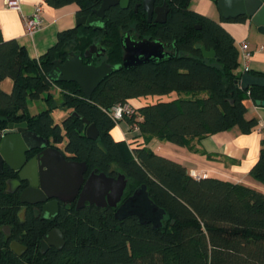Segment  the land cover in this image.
I'll use <instances>...</instances> for the list:
<instances>
[{
	"label": "trees",
	"instance_id": "obj_1",
	"mask_svg": "<svg viewBox=\"0 0 264 264\" xmlns=\"http://www.w3.org/2000/svg\"><path fill=\"white\" fill-rule=\"evenodd\" d=\"M129 1L128 8L115 5L106 10V33L83 25L63 29L38 59L0 33V82L6 77L13 82L10 93L0 87V132L8 122H26L29 131L47 138L66 159L85 161L87 172L125 174L123 198L145 185L152 202L166 215L154 226L134 215L117 219L110 206L61 204L49 221L42 217L39 205L22 204L18 191H8L7 180L16 172L4 164L0 264H264V193L221 177H193L182 163L147 146L155 138L192 150V141L234 126L250 133L257 118L246 117L245 100H264V87L235 85L241 71L233 37L218 21L190 9V0H164L169 7L164 24L148 23L140 7L133 9L140 0ZM47 2L53 7L76 4V16L88 17L100 1ZM130 27L141 37L175 42L176 56L129 70L120 68L105 77L90 98L74 82L48 79L53 60L63 61L70 52L82 55L94 42L107 48L108 63H120V34ZM201 46L215 56L204 57ZM249 72L264 77L263 72ZM54 85L62 98L60 105L69 110L60 122L52 114ZM166 94L167 100L131 103L136 112L124 121L131 129L135 124L139 133L130 145L113 138L116 122L109 109L138 97ZM29 99L44 100L46 108L30 113ZM82 118L95 124L97 139L86 137ZM261 134L259 156L249 173L264 184V127ZM54 227L62 232L64 245L43 249L42 240ZM12 240L26 246L23 254L8 246Z\"/></svg>",
	"mask_w": 264,
	"mask_h": 264
},
{
	"label": "water",
	"instance_id": "obj_2",
	"mask_svg": "<svg viewBox=\"0 0 264 264\" xmlns=\"http://www.w3.org/2000/svg\"><path fill=\"white\" fill-rule=\"evenodd\" d=\"M99 6L93 9L92 14L77 17L75 25H83L93 30L106 32V10L118 5L127 8L128 0H99ZM140 5L147 15V21L164 24L167 19L169 7L163 0L160 4L156 0H140ZM222 13L223 17L245 16L252 23L258 34L264 35V0H211ZM137 7V6H136ZM154 18L152 19V16ZM122 47V60L118 64H109L101 61L93 64V55H103L104 48H97L92 43L84 53H68V56L60 61L53 60V66L47 77L52 83L74 82L85 98H90L93 90L112 72L124 68L132 69L141 63H157L163 59L176 56L175 42H164L161 39L141 38L133 39L132 35L124 32L120 37ZM170 45L175 52L165 50ZM204 57H214L213 50H205L201 46ZM83 57L89 58L84 63ZM242 89L251 86L264 87V77L253 75L249 70L241 71L236 84ZM258 107H264V100L253 101ZM79 116L75 111L73 112ZM3 120V118H0ZM86 124L85 135L95 140L98 130L94 123L82 118ZM49 140L33 131H29L26 122H8L0 132V170L6 164L16 172V177L8 179V191L15 192L23 181L28 185L19 191V199L22 204L41 205L42 217L53 221L58 214L61 204L67 205L75 200V207L96 205L98 207L110 206L115 208L114 215L117 219L136 216L141 223H152L158 226L166 215L165 210L149 197L145 185L134 189L133 193L123 198L124 189L127 186L125 174L118 173L116 176L107 175L104 172L88 171L85 161L66 159L64 154L56 147L49 145ZM38 150L31 157L27 153ZM4 231L9 233L7 226ZM64 236L60 229L54 227L48 230L42 240V248L49 246L61 248ZM17 254L21 255L26 250L25 245L12 240L8 245Z\"/></svg>",
	"mask_w": 264,
	"mask_h": 264
},
{
	"label": "crops",
	"instance_id": "obj_3",
	"mask_svg": "<svg viewBox=\"0 0 264 264\" xmlns=\"http://www.w3.org/2000/svg\"><path fill=\"white\" fill-rule=\"evenodd\" d=\"M19 3L20 8L13 9L5 7L4 0H0V33L4 40L15 39L18 44L26 49L29 54L28 56L31 58L38 59L42 54H45L46 51L55 44L57 34L63 31V29L66 30L74 26L76 27V4L53 7L49 5L47 0H19ZM37 4L42 6V28L30 34L24 29L21 14L24 13L25 15L30 13ZM190 9H195L194 11L219 21L233 37L236 45L243 39L248 41V36H250L249 33H251V29H253V25L248 22L249 20L234 21L232 19L226 20L220 18L219 10H217L218 8L215 2L211 0H190ZM259 39L260 38L255 37V41L258 42L259 45L255 46L254 43L249 46L252 50V57L249 65L250 70H253V72L257 71L264 73V49H259L260 45H264V42ZM241 65L240 60V68H238L240 71H242ZM11 81L9 77L1 80L0 87L2 91L7 93L11 92L13 85ZM53 87L56 86L54 85ZM53 87L51 89H53ZM56 88L59 92L58 87ZM58 95L60 96V94ZM133 100L136 103L133 102V104L136 106L144 104L136 101V99ZM43 102L46 105L44 100ZM53 102L56 107H61L59 110L66 109V113L69 112L67 108L60 105L62 103V98H60V101H57L56 97H54ZM245 103L247 106L246 117L257 118V125L250 133L243 134L234 126L227 130L219 131V133L216 132L192 141L194 148L192 150L187 147L176 145L175 151H178L179 155L178 157L172 158L182 163L189 175L193 177H221V179L243 184L264 193V186L258 185L259 181L254 179L249 173L260 152L261 133L264 127V107L256 106L251 99L245 100ZM29 105L30 104H28V110L30 113H33V109L31 111L32 106ZM54 113L55 107L52 111L53 115ZM65 116H67V114H64L63 117H59V120L61 121ZM111 133L115 140H124L129 145L132 143L131 139H134L138 135H134L131 128L128 127L124 120L116 123ZM161 143L174 147L169 141L155 138H151L147 146L156 153L157 151L155 150ZM258 187L261 189H258Z\"/></svg>",
	"mask_w": 264,
	"mask_h": 264
},
{
	"label": "built area",
	"instance_id": "obj_4",
	"mask_svg": "<svg viewBox=\"0 0 264 264\" xmlns=\"http://www.w3.org/2000/svg\"><path fill=\"white\" fill-rule=\"evenodd\" d=\"M5 7L13 8V9H19L20 3L19 0H4ZM23 26L27 33H34L42 28V6L40 4H37L33 7L32 11L28 14L22 13L21 14ZM249 46V43L247 40L243 39L237 43L238 51L240 54V60H241V67L243 70H250V59L252 57V50ZM260 50L264 49V45H260ZM110 116L114 119L116 123L119 121L125 120V118H130L135 114L136 110L133 105L130 104V102H125L122 104H116L111 109L108 110ZM131 131L134 133V135H137L139 133L138 128L134 124L133 129Z\"/></svg>",
	"mask_w": 264,
	"mask_h": 264
},
{
	"label": "rangeland",
	"instance_id": "obj_5",
	"mask_svg": "<svg viewBox=\"0 0 264 264\" xmlns=\"http://www.w3.org/2000/svg\"><path fill=\"white\" fill-rule=\"evenodd\" d=\"M193 2H195V1H193ZM190 7V6H189ZM195 10V9H194ZM212 18V17H211ZM214 19V18H213ZM250 34V36H248L249 38H248V43H249V46H251V45H253L254 43H255V46H257V45H259L258 44V42H256L255 41V37H258V38H260L259 40H263V42H264V35H261V34H258V32H257V30H256V27L255 26H253V29H251V33H249ZM248 46V47H249ZM251 48V47H250ZM102 59L101 58H99V59H96V63H99L100 61H101ZM52 91L50 92V93H52V95L54 96V97H56V100L57 101H60V96L58 95L59 94V92H58V90H57V88L56 87H53V89H51ZM170 97H169V95H147V96H145V97H138V98H136V101H139V102H141V103H144V104H149V103H154V101L156 102V101H163V100H167V99H169ZM28 104H30L29 106H32V108H31V111H32V109H33V113H36V112H38V111H41L42 109H44L45 108V104H44V102H43V100L42 99H38V100H28ZM132 102H134V100L132 99L131 101H130V104L132 103ZM135 103V102H134ZM133 104V103H132ZM131 104V105H132ZM136 104V103H135ZM59 109H61V107H55V113H54V115H53V118H55V120L57 121V122H60V120H59V117H63V115L64 114H67L66 112V109H62V110H59ZM59 111H62V112H59ZM60 113V114H59ZM170 144H172L174 147H172V146H169V145H164L163 143H161L157 148H156V150L155 151H157V153H160V154H163V155H167V156H169V157H173V158H175V157H178V155H179V152L178 151H175L176 150V145L175 144H173V143H170ZM63 145H64V141L63 142H60V144H59V146L60 147H63ZM256 184H258V183H256ZM258 185H261V186H264V184L263 183H260L259 182V184ZM258 189H261V188H259L258 187Z\"/></svg>",
	"mask_w": 264,
	"mask_h": 264
},
{
	"label": "flooded vegetation",
	"instance_id": "obj_6",
	"mask_svg": "<svg viewBox=\"0 0 264 264\" xmlns=\"http://www.w3.org/2000/svg\"><path fill=\"white\" fill-rule=\"evenodd\" d=\"M129 1V0H128ZM163 1V0H162ZM141 2V1H140ZM140 2H137V3H135L134 5H133V9H134V11L136 12L137 11V9L140 7L141 9H142V7H141V5H140ZM157 3V2H156ZM158 4H160V3H158ZM130 6V1H129V5H128V7ZM137 6V7H136ZM127 7V8H128ZM143 10V9H142ZM218 10V9H217ZM144 11V10H143ZM145 12V11H144ZM143 12V13H144ZM146 14V13H145ZM219 16H220V18H224V19H228V20H236V19H240V18H244V20H246L247 18L245 17V16H237V17H228V18H225V17H223V15H222V13L219 11ZM154 18V15L152 16V19ZM248 20V19H247ZM146 21H147V15H146ZM148 22V21H147ZM152 23H154L153 21H151ZM151 22H148V23H151ZM219 22V21H218ZM158 24H160V23H158ZM252 24V23H251ZM253 25V24H252ZM254 26V25H253ZM89 28V27H88ZM92 29V28H91ZM103 31V30H102ZM104 32V31H103ZM124 32H128L130 35H132V37H133V39H136V40H139V39H141V38H147V37H141L137 32H134V28L133 27H130L129 29H127V30H123L122 31V33L120 34V37H121V35L124 33ZM104 33H106V32H104ZM148 39H150V38H148ZM170 43V42H169ZM97 44V48L99 49V47H103L105 50H104V52H103V55H100V56H96L95 54L93 55V60H92V63L93 64H99L101 61H106L105 60V56H106V51H107V48L104 46V45H102V44H100L99 42L98 43H96ZM121 46V45H120ZM172 45H170L168 48H166L165 50H168V51H170V52H175V48L172 50ZM88 49V48H87ZM86 49V50H87ZM121 49H122V47H121ZM123 51V50H122ZM121 51V52H122ZM84 53V52H83ZM122 54H123V52H122ZM99 58H101L102 60L99 62V63H96V59H99ZM88 60H89V58H85V57H83V61H84V63H86V62H88ZM122 60V59H121ZM107 62V61H106ZM108 63V62H107ZM109 64H111V63H109ZM138 66V65H137ZM136 67V66H135ZM50 142V141H49ZM48 142V143H49ZM49 145H51L50 143H49ZM52 146V145H51ZM38 150H32V151H30V152H28L27 153V157L29 158V157H31L32 155H34L36 152H37ZM16 177V176H15ZM28 185V183L27 182H25V181H23L22 183H21V185L20 186H18L17 188H16V191H20V190H22L24 187H26ZM76 202H75V200L73 201V202H71V203H68V204H75ZM67 204V205H68ZM41 205H39V207H40ZM40 209H41V207H40Z\"/></svg>",
	"mask_w": 264,
	"mask_h": 264
}]
</instances>
